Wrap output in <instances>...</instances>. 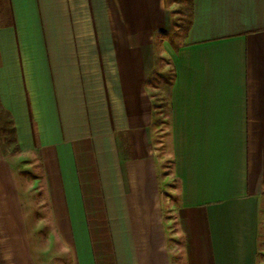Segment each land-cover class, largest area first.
Instances as JSON below:
<instances>
[{
	"label": "crops",
	"instance_id": "obj_1",
	"mask_svg": "<svg viewBox=\"0 0 264 264\" xmlns=\"http://www.w3.org/2000/svg\"><path fill=\"white\" fill-rule=\"evenodd\" d=\"M8 6L0 264H264V0Z\"/></svg>",
	"mask_w": 264,
	"mask_h": 264
},
{
	"label": "rangeland",
	"instance_id": "obj_2",
	"mask_svg": "<svg viewBox=\"0 0 264 264\" xmlns=\"http://www.w3.org/2000/svg\"><path fill=\"white\" fill-rule=\"evenodd\" d=\"M8 11V0H0V23L7 21L9 17ZM170 18L171 21H174V24L171 23V29L168 30L167 40L175 44L180 40V37L186 25V21L188 19V12L186 7L180 3L176 4L174 9H172V12H170ZM161 61V64L164 65V68H161L162 73L160 72V67L158 68V71L156 70L153 82L158 85V89H156V92L158 93V97L156 98V104L158 103V106L164 107L166 106L167 102L165 89H167L168 85L166 84V81L168 82V80L171 78V67L168 55H163Z\"/></svg>",
	"mask_w": 264,
	"mask_h": 264
},
{
	"label": "trees",
	"instance_id": "obj_3",
	"mask_svg": "<svg viewBox=\"0 0 264 264\" xmlns=\"http://www.w3.org/2000/svg\"><path fill=\"white\" fill-rule=\"evenodd\" d=\"M171 23L174 24V21L172 20ZM187 25H188V19L186 21L185 28L187 27ZM170 29H171V25H170ZM171 79H172V71H171V78L168 80V82L166 81V84L168 86L171 84ZM0 141H1L2 149L4 151L10 148H12V150L17 149L12 120L6 117V115H4L1 109H0Z\"/></svg>",
	"mask_w": 264,
	"mask_h": 264
}]
</instances>
